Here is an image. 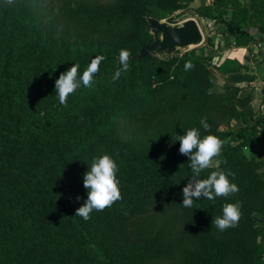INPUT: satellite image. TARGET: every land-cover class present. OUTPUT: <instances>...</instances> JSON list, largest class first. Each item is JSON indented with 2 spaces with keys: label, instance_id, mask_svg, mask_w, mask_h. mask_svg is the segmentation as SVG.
<instances>
[{
  "label": "trees",
  "instance_id": "1",
  "mask_svg": "<svg viewBox=\"0 0 264 264\" xmlns=\"http://www.w3.org/2000/svg\"><path fill=\"white\" fill-rule=\"evenodd\" d=\"M196 1L0 0V264H264V117L243 86L257 77L232 56L215 64L209 34L176 56L133 58L154 41L147 17L173 23ZM202 1L195 14L224 27L229 48L255 47L249 29L263 40L264 0ZM121 49L130 67L114 79ZM95 57L93 87L61 104L60 74L78 63L82 75ZM218 73L229 83L222 91ZM191 128L224 141L213 165L235 173L239 192L185 208L192 172L175 134ZM103 154L117 163L123 199L85 221L75 217L87 199L83 176ZM236 202L238 225L212 227Z\"/></svg>",
  "mask_w": 264,
  "mask_h": 264
},
{
  "label": "clouds",
  "instance_id": "2",
  "mask_svg": "<svg viewBox=\"0 0 264 264\" xmlns=\"http://www.w3.org/2000/svg\"><path fill=\"white\" fill-rule=\"evenodd\" d=\"M8 2L11 3L12 0H8ZM130 57L129 50L121 49L119 51V64L121 67L116 69L114 79H118L122 72L128 71ZM102 60L103 57L93 58L82 75H78L80 69L78 63L73 64L66 72L60 74L55 81V94L61 104L66 105L69 95L76 92L81 85L88 88L93 87V77L98 74ZM193 67L190 61L185 64L186 71L191 70ZM208 94H212L211 89L208 90ZM200 125L206 132L210 133L211 126L207 123V117L201 118ZM175 139L180 143V154L189 157L190 163H188V166L192 172L189 182L182 190V207L191 208L195 200L201 198L208 200H214L217 197L227 198L239 192L238 185L232 183L229 179L230 176L234 179L235 173L221 170L222 161L219 159L215 160L213 165L214 158L219 157L221 154L224 141L213 134L201 136L197 128L188 129L184 131L183 135L175 134ZM210 167H215L216 170L212 171L207 178L201 179V172ZM88 168L89 170L83 176L87 199L75 213V217H82L85 221L91 218L90 214L93 210L102 212L115 202L123 199L119 187L120 182L117 179L118 166L109 154L94 156L90 165L88 164ZM79 199L81 198L77 197V200ZM241 207L240 202L225 203L222 215L213 217L212 227L220 231L236 227L242 215Z\"/></svg>",
  "mask_w": 264,
  "mask_h": 264
},
{
  "label": "rangeland",
  "instance_id": "3",
  "mask_svg": "<svg viewBox=\"0 0 264 264\" xmlns=\"http://www.w3.org/2000/svg\"><path fill=\"white\" fill-rule=\"evenodd\" d=\"M211 1L212 0H205V4L211 3ZM202 3H203L202 0H198L184 11H180L177 14H175L173 16L174 19L173 23H168L166 20H164V22L172 26H177L187 19L190 18L196 19L200 24L201 29L204 33L205 42L208 34L214 37L216 46L212 49V52L215 55V60H214L215 64L223 62L229 56L235 57L237 58L238 61L245 63L248 66V68L251 70V73L254 74L257 77V79L254 82H252V84H250L249 86L245 84L243 86L246 87L253 94L252 109H253V113L255 114V118L256 117L258 119L263 118L264 117V57L261 56L260 51H257V49L260 50L258 48L260 40L256 39L257 49L255 47H252L251 50H249V52L246 48L237 49V50L231 49L233 46L229 48L228 42H224L223 36L221 35L222 31L225 30L224 27H222L218 23H215V21L202 19L195 14V9L199 7V5H201ZM228 19H230V16L228 17ZM185 51L186 50H183L182 52ZM252 52L256 54L255 58H251ZM242 71L246 72L247 70L243 69ZM226 82H227L226 76L218 73L217 85L221 91L223 90V87L226 84ZM227 84L229 83L227 82ZM234 124L235 123H233V125ZM254 149L255 148L253 147H248L245 148V152L248 156H253L257 153V151H255ZM261 157L264 158V155L261 154Z\"/></svg>",
  "mask_w": 264,
  "mask_h": 264
},
{
  "label": "water",
  "instance_id": "4",
  "mask_svg": "<svg viewBox=\"0 0 264 264\" xmlns=\"http://www.w3.org/2000/svg\"><path fill=\"white\" fill-rule=\"evenodd\" d=\"M148 28L154 41L140 50L133 58L143 59L149 52H163L168 56H176L180 51H190L201 47L205 36L200 24L194 18L187 19L177 26L169 25L153 17H147Z\"/></svg>",
  "mask_w": 264,
  "mask_h": 264
},
{
  "label": "crops",
  "instance_id": "5",
  "mask_svg": "<svg viewBox=\"0 0 264 264\" xmlns=\"http://www.w3.org/2000/svg\"><path fill=\"white\" fill-rule=\"evenodd\" d=\"M249 31L252 33V35L256 38V39H260L261 37H262V34L258 31V30H256V29H249ZM263 47H264V36H263V40L261 41V39H260V43H259V45H258V48L260 49V50H258L257 49V47L255 46V48L257 49V51H260V53H261V56L262 57H264V50H263ZM248 50V52H249V49H247ZM254 52V51H253ZM252 52V53H253ZM256 55V54H255Z\"/></svg>",
  "mask_w": 264,
  "mask_h": 264
},
{
  "label": "built area",
  "instance_id": "6",
  "mask_svg": "<svg viewBox=\"0 0 264 264\" xmlns=\"http://www.w3.org/2000/svg\"><path fill=\"white\" fill-rule=\"evenodd\" d=\"M256 55L254 53L251 54V58H255Z\"/></svg>",
  "mask_w": 264,
  "mask_h": 264
}]
</instances>
